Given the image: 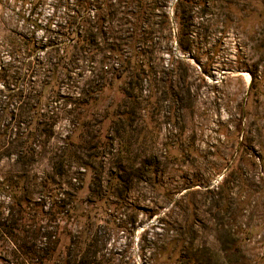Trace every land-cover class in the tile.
Returning <instances> with one entry per match:
<instances>
[{"label":"rangeland","instance_id":"rangeland-1","mask_svg":"<svg viewBox=\"0 0 264 264\" xmlns=\"http://www.w3.org/2000/svg\"><path fill=\"white\" fill-rule=\"evenodd\" d=\"M0 264H264V0H0Z\"/></svg>","mask_w":264,"mask_h":264}]
</instances>
